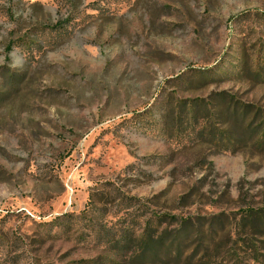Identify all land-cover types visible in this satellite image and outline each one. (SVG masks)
I'll return each instance as SVG.
<instances>
[{
    "label": "rangeland",
    "instance_id": "rangeland-1",
    "mask_svg": "<svg viewBox=\"0 0 264 264\" xmlns=\"http://www.w3.org/2000/svg\"><path fill=\"white\" fill-rule=\"evenodd\" d=\"M263 133L264 0H0V264H257Z\"/></svg>",
    "mask_w": 264,
    "mask_h": 264
},
{
    "label": "trees",
    "instance_id": "trees-1",
    "mask_svg": "<svg viewBox=\"0 0 264 264\" xmlns=\"http://www.w3.org/2000/svg\"><path fill=\"white\" fill-rule=\"evenodd\" d=\"M259 74V72H258ZM236 111V109H234ZM253 131H257L259 129V127L256 125V127L252 128ZM263 137H264V133H263ZM240 221L242 222V225H248L249 223L251 225H258L259 227H261V229L264 231V208H260V209H254V208H247L244 210L243 216H241ZM148 234H143L141 236H139V241H140V249L142 248V251L146 250V249H152L154 250V257L157 258L156 253H159V251L157 249H153V246H161L163 244V240L165 239V235H160L158 237V241H153V238L151 237L150 240L147 237ZM150 237V236H149ZM176 243V240L170 244L171 246H169V251L168 253H171V249L173 247V245ZM142 245V246H141ZM179 250V249H178ZM253 259L255 260V262H257V264H264V260H261L259 258L258 252H254L253 253ZM181 257V250L178 251V253L175 255V258H179ZM169 259V258H167Z\"/></svg>",
    "mask_w": 264,
    "mask_h": 264
}]
</instances>
